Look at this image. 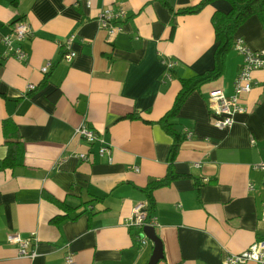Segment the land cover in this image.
<instances>
[{"label":"crops","instance_id":"1","mask_svg":"<svg viewBox=\"0 0 264 264\" xmlns=\"http://www.w3.org/2000/svg\"><path fill=\"white\" fill-rule=\"evenodd\" d=\"M200 1L0 0V264H66L68 253L76 264L149 262L153 242L139 246L127 221L147 201L143 188L168 173L174 140L159 120L181 89L179 78L214 67L212 17L230 10L217 0L198 14L180 13ZM109 8L126 12L114 36L99 24ZM19 19L32 33L20 45L22 60L6 58L2 42ZM72 35L75 57L67 62ZM239 38L264 50L258 15L238 28ZM242 62L230 51L224 74L192 92L171 120L184 138L173 163L178 177L152 193L163 248L157 264H222L264 238V172L253 169L264 162V71L253 72L251 91L240 97L246 111L231 128L215 126L209 102L215 89L234 95ZM29 84L36 89L27 91ZM5 120L16 124L25 148L24 164L14 169L2 166ZM84 122L98 144L76 135ZM103 143L111 153L101 157ZM10 234L34 236L37 255L21 256Z\"/></svg>","mask_w":264,"mask_h":264},{"label":"built area","instance_id":"2","mask_svg":"<svg viewBox=\"0 0 264 264\" xmlns=\"http://www.w3.org/2000/svg\"><path fill=\"white\" fill-rule=\"evenodd\" d=\"M126 12L123 8H119L114 11L112 8L105 10L100 18V27L107 32L109 36H114L122 31L121 21L125 19ZM32 35L31 27L23 22L21 19L17 20L13 25L12 34L4 36L2 42L6 47L5 57H15L18 60H22L26 57V54L22 51L20 45ZM74 40V36H70L66 42L67 53L64 54V60L71 62L75 57V53L71 50V43ZM233 50H235L239 55L242 56L243 62L237 78L235 80L234 95L228 98L224 92L220 89H215L209 94L210 106L213 112L216 114L217 118L215 121V126L219 129L231 128L234 124V117L238 113L246 111L240 102V97L243 94L249 93L253 85V72L258 70L264 71V50H251L248 48L242 39H237L234 41ZM168 69L172 70L175 67V63H168ZM51 64H48L43 68L45 74L48 73ZM36 89V85L29 84L27 86V91L32 92ZM76 135L82 140L89 144L99 142L98 135L95 130L89 127V125L84 122L76 130ZM191 134L188 132L187 137ZM252 143L255 142L252 140ZM99 149V154L101 157L109 155L111 153V147L107 146L105 143L101 144ZM82 160H86V155H80ZM254 170H259L264 172V162L256 164L253 166ZM136 171L138 169L136 168ZM207 182L208 180L205 179ZM252 189V186H250ZM147 202L137 203L127 221V226L132 229L139 231L135 235L136 243L143 247L149 244L148 238L144 235V227L152 226L157 227L158 220L157 217H151L148 211ZM262 220L264 221V207L262 210ZM9 242L18 245L19 253L21 256L34 258L37 253L35 249H30L34 242H36L34 236L28 239H23L19 234L8 235ZM35 240V241H34ZM66 264H76L74 255L68 253L65 257ZM264 264V238L256 240L252 243L245 251L239 254H229L223 261L222 264Z\"/></svg>","mask_w":264,"mask_h":264},{"label":"trees","instance_id":"3","mask_svg":"<svg viewBox=\"0 0 264 264\" xmlns=\"http://www.w3.org/2000/svg\"><path fill=\"white\" fill-rule=\"evenodd\" d=\"M217 0H201L196 5L182 8V14H198L204 7ZM230 4L228 12L217 11L212 17V24L215 32L216 48L214 51V67L202 74L194 75L190 78H179L181 89L177 94L172 107L159 120V124L163 130L168 133L174 140L170 152V162L168 173L161 179H152L143 188V192L147 195L148 211L151 215L155 207L152 193L158 188H162L171 184L178 177L173 169V163L180 147V143L184 135L175 129L172 119L175 118L180 111L182 105L188 96L198 90L202 85L210 83L220 78L225 71V62L227 54L233 50L234 37L238 28L250 17L258 15L264 25V0H223ZM49 78V72L45 75L41 86H44ZM134 118H137L134 116ZM3 132L5 136V145L7 146V154L2 161V166L6 169H14L24 164L25 148L23 140L18 132L16 124L12 120L3 122ZM97 133V132H96ZM98 135V134H97ZM99 138V137H98ZM89 144V143H88ZM98 144L95 142L90 145ZM100 147L102 145H99ZM100 149V148H99ZM99 152V151H98ZM100 156V154H99ZM49 201L60 205L53 197L45 195ZM64 206V205H60ZM66 207V206H65ZM67 209V208H66ZM66 217H58L56 221H63ZM130 230H133L130 228Z\"/></svg>","mask_w":264,"mask_h":264},{"label":"water","instance_id":"4","mask_svg":"<svg viewBox=\"0 0 264 264\" xmlns=\"http://www.w3.org/2000/svg\"><path fill=\"white\" fill-rule=\"evenodd\" d=\"M146 237L153 242L154 250L153 254L147 264H157L163 258L162 243L155 232V227L146 226L144 227Z\"/></svg>","mask_w":264,"mask_h":264},{"label":"rangeland","instance_id":"5","mask_svg":"<svg viewBox=\"0 0 264 264\" xmlns=\"http://www.w3.org/2000/svg\"><path fill=\"white\" fill-rule=\"evenodd\" d=\"M254 243V242H253Z\"/></svg>","mask_w":264,"mask_h":264}]
</instances>
